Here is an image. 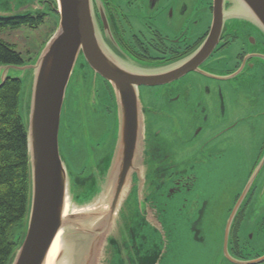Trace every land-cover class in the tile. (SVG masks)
<instances>
[{
	"label": "water",
	"instance_id": "1",
	"mask_svg": "<svg viewBox=\"0 0 264 264\" xmlns=\"http://www.w3.org/2000/svg\"><path fill=\"white\" fill-rule=\"evenodd\" d=\"M99 1L57 0V31L30 68L34 76L26 119L20 110L27 131L28 207L16 229L22 232L20 241L7 264H180L183 246L194 249L205 241L204 215L194 222L182 214L190 211L192 196L206 188L197 185L188 191L190 196L176 194L179 184H168L163 164L175 160L166 156L170 143L154 134L147 122L141 86L170 83L197 70L215 50L225 24L241 31L245 23L251 39H256L255 31L264 37V0H215L212 28L202 45L179 62L156 68L119 58L105 44L94 13ZM39 7L0 17L47 13ZM7 66L17 65H0V72ZM88 68L109 85L113 130L110 151L105 148L95 155L82 174L85 160L76 148L77 111L67 107L64 112V107L69 83L73 78L76 83L80 77L85 80ZM11 78L22 82L6 74L0 87ZM160 147L165 156L159 157ZM182 196L190 199L182 202ZM200 200L204 199L198 200L203 208ZM55 244L57 252L50 258Z\"/></svg>",
	"mask_w": 264,
	"mask_h": 264
},
{
	"label": "flooded vegetation",
	"instance_id": "2",
	"mask_svg": "<svg viewBox=\"0 0 264 264\" xmlns=\"http://www.w3.org/2000/svg\"><path fill=\"white\" fill-rule=\"evenodd\" d=\"M214 1L203 0L200 11H192L187 4L176 10L169 0H100L94 13L112 52L139 66L156 68L179 62L202 45L212 28ZM39 3L57 6L55 0ZM43 6L40 9L45 11ZM241 28L225 24L215 50L197 70L170 83L141 86L151 130L170 143V152L161 146L159 157L167 154L168 160H175L163 164L168 184L175 183V188L179 184L176 194L197 185L206 188L192 196L190 211L182 217L197 222L208 212L216 249L210 264H264V43L251 39L245 23ZM245 69L259 71L261 84L252 79L230 84ZM84 77L92 82L90 68ZM97 79L99 98L110 101L112 116L109 85L100 76ZM190 79L196 85L184 84ZM199 199H204L205 208L208 204L207 212L199 208ZM213 220L218 221L217 230Z\"/></svg>",
	"mask_w": 264,
	"mask_h": 264
},
{
	"label": "rangeland",
	"instance_id": "3",
	"mask_svg": "<svg viewBox=\"0 0 264 264\" xmlns=\"http://www.w3.org/2000/svg\"><path fill=\"white\" fill-rule=\"evenodd\" d=\"M55 1L57 3V0ZM169 1L171 3V6H176V10H179L181 8V5L187 4L190 9H192V11H200V9L204 5L203 0ZM36 4L40 7L43 6L40 3L38 4L37 0H0V13L7 15L25 11L33 12ZM56 8L57 6H53L52 8L49 4L43 6V9H45L47 13L44 14L42 23L38 26L32 27L31 25H25L20 26L18 28L0 29V38L6 41L7 43L11 44L15 48V50L21 53L24 59L23 66H7L4 70L0 72V81L6 74L8 76L22 78L20 110L22 112V116L24 117L26 114L24 113L26 109V104L27 101H29V94L31 93L33 85L34 74L32 73V70H30V68L33 66L32 64L35 63L40 57L41 53L43 52V49L45 48L46 43L52 38V36L57 31L60 17L55 11ZM254 36L258 39L259 42L261 41V38L264 40V37L259 31L258 33L255 31ZM79 65H82L81 58L77 62L75 68V75H77V73L79 72ZM259 77V71L252 70L251 72H247L245 69L243 74L240 76L239 80L231 81L230 84L235 83L234 85L237 86L238 83H241L240 80L242 79H252L256 81L257 84H261ZM184 84L196 85L192 79L185 81ZM100 92L101 88L98 84V79H96L94 76L92 77V82L85 81L82 77H80L76 83L73 78L71 80V83H69L67 89V99L65 102L64 112H66V109L68 110V108H76L77 111L75 112L77 116L76 122L78 123L76 148L78 151H82L85 160V163H83L84 166L80 170L82 174L86 171V166H90V162L92 161L95 155L97 156V154L99 155L100 153H103L105 148V152H107L108 150L110 151L111 149L109 141L111 132L113 130V114L112 116L108 114V108L111 109V103L110 101L105 100L104 96H102V99H100ZM201 94L202 92L199 93V95ZM200 99L204 100L202 97H200ZM262 103L264 105V102ZM64 112L62 115H64ZM60 143L62 153L64 157H66V147L61 134ZM73 169L76 171L74 167ZM202 203L203 200H200V205ZM206 206V208L208 209V204ZM207 213H205L204 216V225H206V230L204 232V243L199 244L198 246L195 245L196 248L194 249L190 246H183L181 249L182 256L179 259L180 264H210L216 249L212 248V245H214V242L211 239L210 231V228L212 229V226L211 222H209V217ZM212 224L214 226V229L217 230L218 221L213 220ZM219 226L222 227V222H219Z\"/></svg>",
	"mask_w": 264,
	"mask_h": 264
},
{
	"label": "trees",
	"instance_id": "4",
	"mask_svg": "<svg viewBox=\"0 0 264 264\" xmlns=\"http://www.w3.org/2000/svg\"><path fill=\"white\" fill-rule=\"evenodd\" d=\"M40 16L0 17V29L38 26ZM20 52L0 38V65H22ZM22 82L7 79L0 87V264H7L22 232L16 229L24 221L28 207L29 161L27 131L20 113Z\"/></svg>",
	"mask_w": 264,
	"mask_h": 264
},
{
	"label": "bare ground",
	"instance_id": "5",
	"mask_svg": "<svg viewBox=\"0 0 264 264\" xmlns=\"http://www.w3.org/2000/svg\"><path fill=\"white\" fill-rule=\"evenodd\" d=\"M56 252H57V246H56V244H55L54 247L51 249V252H50V258H51L52 256H54V255L56 254Z\"/></svg>",
	"mask_w": 264,
	"mask_h": 264
}]
</instances>
